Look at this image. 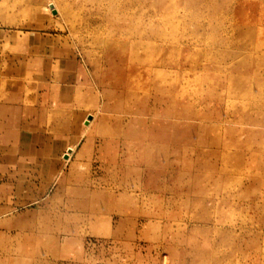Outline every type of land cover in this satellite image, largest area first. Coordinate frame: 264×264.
Segmentation results:
<instances>
[{"label":"rangeland","instance_id":"1","mask_svg":"<svg viewBox=\"0 0 264 264\" xmlns=\"http://www.w3.org/2000/svg\"><path fill=\"white\" fill-rule=\"evenodd\" d=\"M0 29L85 64L114 141L0 209V264H264V0H0Z\"/></svg>","mask_w":264,"mask_h":264},{"label":"crops","instance_id":"2","mask_svg":"<svg viewBox=\"0 0 264 264\" xmlns=\"http://www.w3.org/2000/svg\"><path fill=\"white\" fill-rule=\"evenodd\" d=\"M26 33L29 42L39 39L40 44L18 52L16 35L0 29L2 47L9 43L0 58V209L11 212L48 196L73 156L91 144L114 147V141L105 138L95 143L89 135L92 120L82 125L89 113L77 92L88 70L85 64L77 57L66 60L58 46L42 45L40 32ZM49 49L52 55L44 58ZM70 147L74 151L65 158Z\"/></svg>","mask_w":264,"mask_h":264},{"label":"bare ground","instance_id":"3","mask_svg":"<svg viewBox=\"0 0 264 264\" xmlns=\"http://www.w3.org/2000/svg\"><path fill=\"white\" fill-rule=\"evenodd\" d=\"M164 95H165L166 99H170L172 97L170 91L169 92H166Z\"/></svg>","mask_w":264,"mask_h":264},{"label":"water","instance_id":"4","mask_svg":"<svg viewBox=\"0 0 264 264\" xmlns=\"http://www.w3.org/2000/svg\"><path fill=\"white\" fill-rule=\"evenodd\" d=\"M55 11V10H54Z\"/></svg>","mask_w":264,"mask_h":264}]
</instances>
